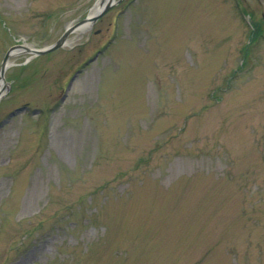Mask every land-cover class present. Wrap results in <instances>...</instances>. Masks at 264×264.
Instances as JSON below:
<instances>
[{
    "label": "rangeland",
    "instance_id": "obj_1",
    "mask_svg": "<svg viewBox=\"0 0 264 264\" xmlns=\"http://www.w3.org/2000/svg\"><path fill=\"white\" fill-rule=\"evenodd\" d=\"M97 1L0 0V66ZM70 40L6 73L0 264H264V0H123Z\"/></svg>",
    "mask_w": 264,
    "mask_h": 264
},
{
    "label": "water",
    "instance_id": "obj_2",
    "mask_svg": "<svg viewBox=\"0 0 264 264\" xmlns=\"http://www.w3.org/2000/svg\"><path fill=\"white\" fill-rule=\"evenodd\" d=\"M123 0H98L91 9L89 15L81 20L71 23L65 28L63 35L52 45L44 48H34L30 45H21L11 48L5 55L0 67V102L6 96L7 90L10 88L9 82L6 80V72L13 65L11 60L18 54H29L30 59L38 56H44L56 52L70 45L69 38L72 34L79 31L89 32L95 24L106 15L112 8L120 4ZM22 110H17L20 112Z\"/></svg>",
    "mask_w": 264,
    "mask_h": 264
},
{
    "label": "bare ground",
    "instance_id": "obj_3",
    "mask_svg": "<svg viewBox=\"0 0 264 264\" xmlns=\"http://www.w3.org/2000/svg\"><path fill=\"white\" fill-rule=\"evenodd\" d=\"M77 34H78L79 36H81V35L84 34V32H83V31H79V32H77Z\"/></svg>",
    "mask_w": 264,
    "mask_h": 264
}]
</instances>
